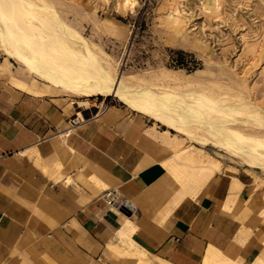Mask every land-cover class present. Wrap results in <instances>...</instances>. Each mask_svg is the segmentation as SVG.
I'll return each mask as SVG.
<instances>
[{"label":"crops","instance_id":"crops-1","mask_svg":"<svg viewBox=\"0 0 264 264\" xmlns=\"http://www.w3.org/2000/svg\"><path fill=\"white\" fill-rule=\"evenodd\" d=\"M19 82L0 77V264H264L252 170L222 162L182 195L171 133L116 104L86 118L48 85Z\"/></svg>","mask_w":264,"mask_h":264},{"label":"rangeland","instance_id":"rangeland-1","mask_svg":"<svg viewBox=\"0 0 264 264\" xmlns=\"http://www.w3.org/2000/svg\"><path fill=\"white\" fill-rule=\"evenodd\" d=\"M47 1L111 70L147 85L202 92L224 105L247 102L264 112V0ZM178 51L192 56L199 69L193 70L194 63H188L187 68L177 67L174 60ZM0 77L8 78L14 85L32 79L50 86L2 50ZM50 88L75 101L86 118L101 104L103 108L106 104L126 107L115 97L85 99ZM134 113L154 130L167 129ZM254 117L253 110L236 116L238 120ZM242 130L264 137V127L250 124L242 126ZM170 132L181 142L177 151L171 148L173 164L180 160L182 152L199 146L224 163L252 170L256 180L264 185V170L250 168L223 150Z\"/></svg>","mask_w":264,"mask_h":264},{"label":"bare ground","instance_id":"bare-ground-1","mask_svg":"<svg viewBox=\"0 0 264 264\" xmlns=\"http://www.w3.org/2000/svg\"><path fill=\"white\" fill-rule=\"evenodd\" d=\"M0 50L62 93L85 99L115 97L165 126L167 134L175 131L264 170V137L242 130L250 124L264 127L262 110L247 102L224 105L195 90L143 84L111 70L47 0H0ZM15 84L24 87L19 81ZM252 110L256 117L236 118ZM179 159L170 169L182 195H196L222 167V161L199 146Z\"/></svg>","mask_w":264,"mask_h":264},{"label":"trees","instance_id":"trees-1","mask_svg":"<svg viewBox=\"0 0 264 264\" xmlns=\"http://www.w3.org/2000/svg\"><path fill=\"white\" fill-rule=\"evenodd\" d=\"M177 58L174 60L176 63V66L179 68H187L188 63H194L193 70L199 69L200 65L199 63L190 55L185 53L184 51H178L176 52ZM189 57L191 58V61H189Z\"/></svg>","mask_w":264,"mask_h":264},{"label":"built area","instance_id":"built-area-1","mask_svg":"<svg viewBox=\"0 0 264 264\" xmlns=\"http://www.w3.org/2000/svg\"><path fill=\"white\" fill-rule=\"evenodd\" d=\"M104 199L111 206H117L120 204L115 191H107L104 194Z\"/></svg>","mask_w":264,"mask_h":264}]
</instances>
